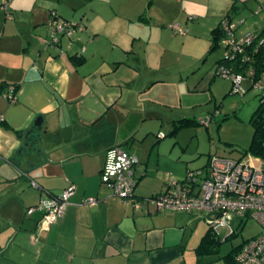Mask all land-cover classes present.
<instances>
[{
	"label": "crops",
	"instance_id": "0c3cea01",
	"mask_svg": "<svg viewBox=\"0 0 264 264\" xmlns=\"http://www.w3.org/2000/svg\"><path fill=\"white\" fill-rule=\"evenodd\" d=\"M250 1L0 0V264L182 263L197 213L158 211L145 201L170 189L172 177L151 163L154 148L145 157L137 133L146 120L167 122L157 144L181 119L142 103L141 93L167 77L145 54L163 42L166 25L181 23L188 35L194 20L214 17L207 25L213 31L234 3L238 14ZM54 18L82 29L53 42ZM15 86L10 101L2 94ZM115 146L139 157L140 209L101 180L106 151ZM70 184L63 216L41 229L43 212L28 209Z\"/></svg>",
	"mask_w": 264,
	"mask_h": 264
},
{
	"label": "rangeland",
	"instance_id": "374dc122",
	"mask_svg": "<svg viewBox=\"0 0 264 264\" xmlns=\"http://www.w3.org/2000/svg\"><path fill=\"white\" fill-rule=\"evenodd\" d=\"M210 20L214 17L194 20L197 29L190 25L192 30L188 35L175 34L166 25L164 29L168 32L163 42L150 45L145 54L153 66L165 68L167 77L141 93L142 103L160 104L163 109L171 110L170 117L176 119L189 116L201 122L183 125L157 144L155 134L160 130L161 135H166L170 128L167 122L161 125L159 120H146L137 133L138 146L145 157L154 148L151 163L160 164L161 175L166 180L172 177L165 185L171 190L176 189L171 185L172 179L183 180L189 171L206 169L213 155L239 158L249 152L255 129L253 116L264 95V79L259 87L246 78L237 90L231 78L216 74L215 63L225 56L227 42L222 39L217 48L210 50L213 37L212 27H207ZM232 22L238 40L258 32L260 26L264 27L261 0H251ZM211 116L213 119L205 124L203 121ZM156 154H159L158 162L153 159ZM208 228L202 213L191 214L181 264H234L236 251L262 230L256 219L236 216L231 227L217 228L218 249L198 254L196 248ZM230 255L234 257L230 259Z\"/></svg>",
	"mask_w": 264,
	"mask_h": 264
},
{
	"label": "built area",
	"instance_id": "2783aa9c",
	"mask_svg": "<svg viewBox=\"0 0 264 264\" xmlns=\"http://www.w3.org/2000/svg\"><path fill=\"white\" fill-rule=\"evenodd\" d=\"M49 25L53 42L59 39L58 34L71 36L77 28L82 29L79 25L57 18L52 19ZM223 25L227 32L225 55L232 59L236 52L243 50L245 44L255 39V35L249 33L238 40L234 36L236 27L232 20H225ZM170 27L178 34L188 33V28H183L181 23H173ZM249 74L252 75V72ZM222 75L231 78L237 90L242 81L249 78L241 73L228 74L226 70L222 71ZM262 84L263 80H259L255 85L262 87ZM2 95L10 101L16 99L13 87ZM261 102L264 119V95ZM209 121L207 119L203 122L208 124ZM137 162V156L126 148L111 147L106 151L101 180L109 184L122 201L130 202L136 209H140L142 201L135 197L136 179L133 171ZM32 184L36 186L35 182ZM171 185L176 189H167L145 201L152 203L158 211L200 212L214 232L219 226L231 227L236 216L256 219L262 230L240 247L234 264H264V156L251 152L239 158L213 155L206 169L189 171L183 180L172 179ZM74 191L75 186L70 184L60 194H51L38 205L30 207L28 213L42 211L39 227L48 229L63 216ZM87 203L94 205L97 200L89 198ZM233 232L231 228V234Z\"/></svg>",
	"mask_w": 264,
	"mask_h": 264
},
{
	"label": "trees",
	"instance_id": "16d2710c",
	"mask_svg": "<svg viewBox=\"0 0 264 264\" xmlns=\"http://www.w3.org/2000/svg\"><path fill=\"white\" fill-rule=\"evenodd\" d=\"M264 9V5H263ZM240 10V6L234 3L232 10L225 15L219 25L212 31V44L210 50L217 48L222 39H227V32L224 30L223 22L225 20L231 21L232 18ZM255 39L250 44H245L241 52H236L234 58H228L225 56L221 57L216 62V74H221L222 71L226 70L228 74L241 73L252 80V85H255L259 80L264 79V27L259 33H253ZM227 47L225 48V51ZM75 61L77 59H74ZM252 72V75L249 72ZM14 91L17 90L16 86L13 87ZM218 111V110H217ZM215 111V114L216 112ZM214 114V115H215ZM213 116L209 117L208 120H212ZM196 118L183 117L173 121V127L171 134H175L177 130L183 125H195L200 124ZM252 123L254 124V134L250 144L249 152L264 156V119H263V105L261 103L259 109L256 110ZM219 241L216 239L215 232L209 227L201 239L200 244L196 248L197 253L201 254L206 251H212L218 249ZM239 250V249H238ZM236 251V253L238 252ZM235 255V254H234ZM230 255V259L234 257ZM235 259V258H234Z\"/></svg>",
	"mask_w": 264,
	"mask_h": 264
}]
</instances>
